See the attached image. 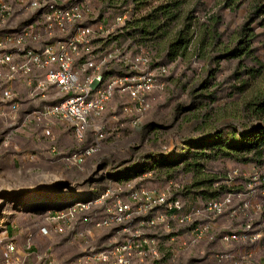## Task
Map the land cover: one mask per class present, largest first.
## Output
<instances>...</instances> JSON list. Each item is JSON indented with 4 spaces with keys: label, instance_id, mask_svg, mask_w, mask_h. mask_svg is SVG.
<instances>
[{
    "label": "rangeland",
    "instance_id": "obj_1",
    "mask_svg": "<svg viewBox=\"0 0 264 264\" xmlns=\"http://www.w3.org/2000/svg\"><path fill=\"white\" fill-rule=\"evenodd\" d=\"M78 1L105 27L128 12L124 24L97 42V47L115 43L126 52L149 50L154 63L167 64L169 73L137 124L122 114L120 101L113 100L102 120L106 138L82 167L67 166L61 156L87 146L92 132L85 143H79L68 125L58 123L45 137L41 127L23 125L27 112L41 107L30 100L20 106L19 121L8 118L0 83V264H70L92 247L122 241L129 230H140L159 241L164 255L161 264H264V237L228 250L207 240L191 245L190 229L172 224L169 231L141 228L138 220L129 226L94 228L109 216L116 198L128 200L130 188L169 189L174 197L198 207L227 190H243V176L232 186L223 183L229 171H264V152L234 157L208 145L226 144L229 134L251 137L257 133L259 121L248 106L264 97V14L259 15L258 3ZM19 13L15 20L22 23L26 17ZM181 30L189 35L188 50L172 58L168 46ZM243 34L252 39L245 41ZM111 68L120 71L117 66ZM19 91L24 93L23 88ZM52 145L59 155L50 152ZM108 191V197L101 199ZM80 204L86 209L72 220H53ZM58 222L63 232L54 231ZM10 224L14 227L9 235ZM42 228L49 234L40 232ZM85 231L91 234L80 238ZM10 243L14 249L8 251ZM220 253L229 255L221 263L216 257Z\"/></svg>",
    "mask_w": 264,
    "mask_h": 264
},
{
    "label": "built area",
    "instance_id": "obj_2",
    "mask_svg": "<svg viewBox=\"0 0 264 264\" xmlns=\"http://www.w3.org/2000/svg\"><path fill=\"white\" fill-rule=\"evenodd\" d=\"M16 12L26 17L22 23L15 20ZM127 19L128 12H123L105 27L78 0H0V83L3 102L8 104L6 114L19 121L20 106L30 100L41 107L27 112L23 125L41 127L45 137L51 136L55 123L68 125L79 143H85L92 132L87 146L61 156L67 166L82 167L97 152L106 138L102 120L113 100L118 99L122 114L137 124L152 106L151 95L165 84L169 67L154 63L151 51L126 52L115 43L109 48L96 46ZM111 66L120 71L114 72ZM14 86H21L24 93ZM50 152L59 155L55 145ZM241 176L245 178L243 190H227L198 207L174 197L169 189L130 188L128 200L116 198L109 216L96 222L94 228L129 226L138 220L146 229L169 231L171 224L189 228L191 245L207 240L229 250L236 244L258 243L264 237V171L243 174L234 169L223 183L232 186ZM84 209L85 204L69 207L53 220H72ZM223 217H229L232 224L220 226L217 219ZM54 231L63 232L59 222ZM40 232L49 234L45 228ZM89 234L91 231H85L78 236L86 238ZM13 249L10 243L7 250ZM216 257L221 263L229 255ZM163 258L157 239L140 230H129L122 241L101 249L92 247L70 264H161Z\"/></svg>",
    "mask_w": 264,
    "mask_h": 264
},
{
    "label": "trees",
    "instance_id": "obj_3",
    "mask_svg": "<svg viewBox=\"0 0 264 264\" xmlns=\"http://www.w3.org/2000/svg\"><path fill=\"white\" fill-rule=\"evenodd\" d=\"M255 1L258 3L257 11L259 15L264 14V0ZM143 29L145 30V26H143ZM243 36L245 41L252 39L250 38V34L246 36L243 34ZM189 42V35L186 34L184 30L179 31L178 37L168 46L169 56L172 58L182 56L184 52L188 50L187 46ZM235 54H238V52ZM248 107H250L249 110L259 121V125H257V133L254 132L251 137H249L247 134L241 135L240 137H236L235 134H229L226 139V144H222V142H212L208 145L215 146L216 148H219L220 152L224 153L225 155H233L234 157H237L243 153L245 154L252 152L262 156L264 152V97L262 96L260 100L250 104Z\"/></svg>",
    "mask_w": 264,
    "mask_h": 264
},
{
    "label": "crops",
    "instance_id": "obj_4",
    "mask_svg": "<svg viewBox=\"0 0 264 264\" xmlns=\"http://www.w3.org/2000/svg\"><path fill=\"white\" fill-rule=\"evenodd\" d=\"M14 88L15 89H17V90H21V86H14ZM58 123H55L54 125H53V127H52V129L57 125ZM60 124V123H59ZM35 127H37V126H35ZM52 129H51V132H52ZM53 133V132H52ZM29 135H31L32 136V138H33V136L34 137H38V134L37 135H35V133H29ZM33 140V139H32ZM33 143H35L34 142V140H33ZM222 221V222H221ZM217 222L219 223V222H221L220 224V226H223V227H228V225H230V224H232V222L230 221V219H229V217L228 218H225V217H223V218H220V219H217ZM12 227H14V226H12L11 224L10 225H8L7 227H6V230H7V233L10 235V234H13L12 232H13V229H12Z\"/></svg>",
    "mask_w": 264,
    "mask_h": 264
}]
</instances>
